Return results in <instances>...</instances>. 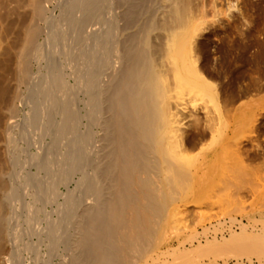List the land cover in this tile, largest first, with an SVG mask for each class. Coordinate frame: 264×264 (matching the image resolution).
<instances>
[{
	"label": "bare ground",
	"instance_id": "1",
	"mask_svg": "<svg viewBox=\"0 0 264 264\" xmlns=\"http://www.w3.org/2000/svg\"><path fill=\"white\" fill-rule=\"evenodd\" d=\"M237 2L0 0V264H264V230H235L240 96L194 46Z\"/></svg>",
	"mask_w": 264,
	"mask_h": 264
},
{
	"label": "rangeland",
	"instance_id": "2",
	"mask_svg": "<svg viewBox=\"0 0 264 264\" xmlns=\"http://www.w3.org/2000/svg\"><path fill=\"white\" fill-rule=\"evenodd\" d=\"M241 12L246 14L247 16L246 20H244L243 18H238L235 20L226 19V20H222L221 22H217V23H213V22L205 23L202 27L201 35L197 37L196 39L197 41L195 40L196 44L194 46H196L195 48L199 49V50L195 49L197 57L199 56L198 58H200L198 59L196 57L198 59L197 61L199 62L198 68L200 69V71L204 73V76H207L210 79V81H213L214 84L218 85L217 86L218 94H219L218 97H220L219 100H222L220 102L221 103L226 102L227 99L225 98H228L226 96L230 94V91L232 89H233L232 91H235L234 88L237 89L235 93L238 96H240V99H238V101H236V103L234 104L235 108L239 109L237 116H236L238 118L237 119L238 120V123H237L238 130H237V138H236V141L238 143L237 145L238 150L237 148H235L236 151H238V153L236 152L237 154L236 161H237L238 167H235V168L236 170H238L237 172L238 175L236 174V176H238L237 177L238 183L236 184H238L237 186H239L237 188L238 189L237 192L240 189L238 193L239 196H236L238 197L236 199L238 202L235 200L236 203L234 204L235 205L234 211H236L235 216L237 220L239 221L237 222V226L235 230L239 233L241 230V227L244 224L245 225L247 224V226H249L248 229L249 228L251 229V230L249 229L250 231L255 230L257 233H262V231L264 230V0H248V1L238 0L237 10L233 14L237 16L239 15L241 16ZM193 97H195L196 99L195 100V103L197 104L196 107L194 106ZM188 99H190V102H191L188 104H191V106H194L195 108H198L197 106L199 105L202 106L203 104H205L204 103L205 100L199 99V97H197L195 93H191V96H188ZM198 100L202 102L204 101L203 104ZM223 103L222 105L225 106V103L224 104ZM206 104H208L207 101H206ZM191 106H189L190 108L188 109L189 111L190 110L191 111L188 112L187 110V112L191 114L193 113V115L195 113V117L199 118L198 120H201L199 123L204 124L205 125L204 128H205L207 124H205L206 118L203 115H206L207 117L208 112H200L201 114L199 112L196 113L197 109H194V108L192 109ZM206 108L205 106L202 109L199 107L198 111H202V110L204 111L206 110ZM209 109H210L209 111H211V106L209 107ZM193 115H191L192 116L191 118H195L193 117ZM186 116L189 117L190 115H186ZM196 118L195 120H197ZM186 121H189V122L191 121L192 123L195 122V121L193 122V119L191 120L188 119ZM202 121L205 123H202ZM186 123L189 124L188 122ZM192 123H190V125ZM201 124H198L199 125L198 126L196 123H194V125L198 126V127L196 126L198 129L202 127ZM193 127L195 128V126ZM193 127L189 128L188 126L189 129L185 128L187 130V131L185 130L186 131L185 135H187L189 131L190 132L188 133V135L193 131L196 132L195 129L192 130ZM192 150L191 149L188 150V152L190 151V154H192L190 155V157L193 156L194 154L192 153ZM195 150H198V149H194V151ZM199 153L196 152L194 156H196L197 154L199 155ZM188 155H186V157ZM192 158H193V161L196 160L195 157H191L190 158L191 161H192ZM244 176L246 177L243 178ZM242 178L244 180L247 178L246 182L249 179L248 181L249 184L245 182L247 185H244ZM206 195L209 200L207 199V197H204V198L207 199L206 202L209 205H210L211 198H212V202L214 203L213 205H215L216 207H214L213 205H211L210 207H212L214 211L218 210L219 207L220 208L223 207L225 209L224 211L228 209L226 207L227 206L226 202L222 206L218 205V203H216L217 202L216 197L212 195L211 192L207 193ZM205 199H203V201ZM213 200L216 202H214ZM245 200L247 201V203L244 202ZM191 201L192 200H189L188 203H185L184 205L179 204L181 205L179 206V208H183V206L185 207L183 208L185 212L182 209H181L182 211L178 210V207H176L178 206V204L175 206V208L177 209L173 208L171 212L177 213L176 215L180 214L179 220L180 218L181 220L180 221L178 220L176 226L181 229L186 228L187 225L189 226V224L193 226V223L191 221H193L196 216H198L197 218L200 217L202 219V220L200 219L201 226L198 225L199 223L197 224V222L199 221L198 219L196 222L194 221L196 223V224L194 223V225H197L195 226L196 228L194 226L193 227L190 226V228H194L198 233L201 231L200 232L201 234L203 232L202 225L207 226V224H209V222L214 219L215 215L213 217V214H215V212L212 213L213 212L212 209L207 207L205 202L204 203L202 202L201 204H204V205H200L199 206L200 209H202L201 206L206 205L203 208L208 209L209 212L211 210L212 218L209 216L210 217L209 219V217L206 215L205 216L203 215L204 217H201L203 214V210L201 213H197L199 207H197L198 209L196 210V212H194L195 210L193 208L196 207L195 204H194L195 207L192 204V207H193L192 209L194 211L191 214L190 213V211L192 210L190 209L191 205L186 207V205H189L190 203H194V201L193 202ZM186 209L190 210L189 213L191 215H189V213L186 212L187 211ZM221 211H222V208L220 209L219 212ZM224 211H222L223 216L220 215L222 213H219V215L216 214V216L218 215L217 216L218 218L216 217L215 220L219 219V216H221L223 217V218L220 217L221 221H224L223 224L226 225L228 222L229 216L226 214L228 210L226 212ZM237 211H238V214H237ZM209 212H207L206 214L208 215ZM217 212L218 211H216V213ZM185 213H186V216L183 217V214L185 215ZM187 213L191 217H194L192 215H196V214L197 215L193 219L192 218L189 219V216L187 215ZM224 213L227 216H225ZM205 217L207 220H210V221L208 222L204 221ZM185 218L186 220H184ZM181 221L183 222L186 221V223L184 222L182 224ZM179 222L180 224H182L183 227H181ZM188 222L189 224H187ZM171 227H172V231H174L173 224ZM225 234L228 237L229 234L228 233H225ZM173 245L174 246H172V248L174 249L178 246V242L175 241ZM193 246L194 245H192V247ZM165 249L167 250V248ZM254 261H255V264H262L258 261L257 258H255Z\"/></svg>",
	"mask_w": 264,
	"mask_h": 264
}]
</instances>
